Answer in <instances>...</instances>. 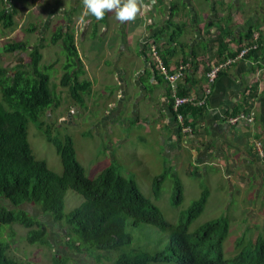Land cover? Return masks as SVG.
Segmentation results:
<instances>
[{
	"label": "trees",
	"instance_id": "1",
	"mask_svg": "<svg viewBox=\"0 0 264 264\" xmlns=\"http://www.w3.org/2000/svg\"><path fill=\"white\" fill-rule=\"evenodd\" d=\"M249 1L245 0L243 3ZM0 3L2 5L0 31H14L15 6L12 5V9L7 10L4 6L11 5V0H1ZM255 4V2L248 4V9H252ZM262 8L264 9V5ZM227 17L229 18L228 13ZM262 21L264 22V14L259 15V22ZM29 26L28 30L32 32L34 24ZM259 32V28L255 30L250 28L239 42L237 49L228 51L219 63L229 58L234 59L243 47L247 48L246 52L231 63V67L237 61L264 52V46H261L263 39ZM254 33H258L259 36L255 37ZM57 42L67 54L59 84L75 105L83 106V95L89 90L90 85L89 82L78 78L77 66L80 61L74 45L73 32L71 30L63 32L61 28H57L52 33L50 43ZM212 43H214L213 38L210 44ZM228 45L229 43L219 41L222 56L225 55L223 52ZM153 47L157 49L156 46ZM149 48L151 53L152 47ZM27 49L24 41L2 45V53L23 52ZM156 52L169 74L174 73L180 65L185 66L183 78L177 79L173 85L163 76L158 75L161 82H165L168 86L170 112L173 118L178 120V125L181 126L179 129L189 128L190 133L193 134L192 118L194 120L204 114L207 101L201 107L186 104L179 106L175 111L174 100L191 95L187 86L189 83L192 84L188 76L189 66L195 69L203 62L197 61L195 53H192L189 62L183 58L171 68L167 58L162 56L161 52ZM28 56L30 59L28 63L21 61L8 69L0 67V264H18L9 255V242L14 241V233L9 232L7 237H4V229L1 231L3 225L13 223L21 225L27 230L25 240L30 245L35 243L49 245L48 227L44 226L38 217L22 209L21 206L24 204L37 207L39 213L48 217L53 227H62L65 230L63 246L70 251V255L63 256L65 261L67 259L64 264H84L83 257L90 258L89 260L92 259L95 263L104 257L99 251L118 252L113 264H264V234H261L262 229L255 223L251 227L249 224L242 228V234H238L235 238V250L231 254L224 252V240L230 233V227L225 219L205 222L193 233L188 231L189 224L206 205L208 190L202 191L200 197L193 201L186 211L187 218L184 222L172 225L164 219L159 208L142 195L133 178L118 174L114 162L109 163L96 177L86 176L84 168L76 160L71 138L69 136L58 138L57 131L55 136L52 135L49 124L44 123L45 113L59 106L60 96L51 88L45 70L40 69L41 53L37 45L28 49ZM152 62L157 71L155 61ZM227 69L228 67L224 71ZM205 81L207 82L206 79ZM252 93L253 90H250L248 96H252ZM246 114L245 109L236 106L233 112L224 115L223 118L228 124L235 125L243 121L242 118ZM234 118L238 120L231 123L230 120ZM28 122L34 123L42 130L46 140L54 145L63 168L60 175L49 170L43 161L34 158L27 140ZM254 143L261 146L258 140ZM222 149H225L224 157L229 158L230 149L226 145ZM252 151L256 153L253 147ZM186 160L187 158L182 159L177 166H182V162ZM239 164L243 169V164L246 163L241 161ZM169 169L170 167L166 165L162 175L155 177L154 186L162 181ZM194 170V167L193 169L187 167L190 174ZM206 170L211 172L219 169L209 165ZM172 173L175 175L174 172ZM228 173L235 175L236 172L228 171ZM239 175L241 180L246 181V172ZM261 177L264 179V175L261 174H254L253 177L248 175L246 182L255 186L252 182L258 178V182L261 181L264 187ZM68 190L82 196L83 201L65 213L64 197ZM175 202L177 203L178 200ZM254 226L257 227L254 229ZM145 227L147 230H156L159 235L153 246L154 250L149 252L134 246L126 247L133 241L132 230H143ZM254 232L256 237L252 239L250 234ZM61 258L57 255L51 256L52 261H59ZM85 264L92 263L89 261Z\"/></svg>",
	"mask_w": 264,
	"mask_h": 264
},
{
	"label": "crops",
	"instance_id": "2",
	"mask_svg": "<svg viewBox=\"0 0 264 264\" xmlns=\"http://www.w3.org/2000/svg\"><path fill=\"white\" fill-rule=\"evenodd\" d=\"M196 1L141 0L146 7H142L132 22H118L114 13L109 12L99 21L87 17L85 25L78 22L83 10L82 0H55L47 6L55 15L61 10V17H65L66 30L73 32L80 61L78 78L90 85L83 95V106H78L92 115L102 105L105 117L91 122L95 124L94 128L98 129L100 122L108 125L113 121L115 129L121 128V133H117L112 140L125 142L124 131L142 127L144 134L154 140L156 153L164 166L167 165L165 162H169L176 171H180L181 166L177 165L182 159L189 158L193 167L202 173H207L209 165L219 169L213 171L222 173L228 163L230 168L227 171L236 172L238 183L244 187L247 182L241 180L238 174L241 161L246 163L243 169L247 175L253 177L256 171L264 175V52L237 61L215 79L208 87L210 94L204 114L194 120L192 118V134L179 129L178 120L171 115L168 86L161 82L149 58V47L156 45L171 68L183 58L189 62L192 53H195V59L203 63L195 69L189 66L188 76L192 84L187 86L189 93L198 96L207 86L204 70L219 63L228 51L236 50L250 28H259L263 39L261 46H264V22H259V15L264 14V9L247 8L242 12L243 20L239 19L241 23H238L233 19L239 18L237 13L240 10L225 20L223 9L221 12L214 8V0H204L206 8L198 6ZM68 10H71L70 13L65 14ZM74 16H77V22L72 23ZM212 38L214 43L210 44ZM219 41L229 43L223 56ZM84 46L81 51L80 47ZM86 50L91 51V55ZM101 81L104 82L102 94ZM250 90L254 92L252 96H248ZM154 91L155 99L151 97ZM97 96H101L102 104H97ZM142 99L144 107H141ZM236 106L245 109L247 114L243 121L228 124L223 117L233 112ZM127 116L133 119L128 120ZM143 139L138 136L136 140ZM256 140L261 143V155L252 151ZM224 145L230 149L229 158L224 157ZM248 161H255L257 165L250 166Z\"/></svg>",
	"mask_w": 264,
	"mask_h": 264
},
{
	"label": "rangeland",
	"instance_id": "3",
	"mask_svg": "<svg viewBox=\"0 0 264 264\" xmlns=\"http://www.w3.org/2000/svg\"><path fill=\"white\" fill-rule=\"evenodd\" d=\"M53 1L55 0H11V5L4 6L7 10L12 9V5L15 6L16 15H14V20L16 27L14 31H0V67L8 69L21 61L28 63L30 60L28 49L30 50L37 45L41 53L40 69L45 70L49 76L51 88L60 96L59 106L51 108L45 113L43 117L44 123L49 124L52 135L55 136V131H57L56 137L69 136L71 138L76 160L84 168L86 176L94 178L109 163L114 162L118 174L133 178L142 195L151 200L159 208L164 219L172 225L184 222L187 218V209L194 200L200 197L202 191L208 190L209 196L206 205L203 211L189 224L188 231L193 233L205 222L225 219L230 227V233L227 239L224 240V252L229 254L235 250V238L238 234H242L243 227L249 224L251 227L255 223L262 229L261 231L263 232L261 234H264V187H262L261 181L258 182V178L252 182L255 186L247 184L242 187L238 183L236 176L228 173L227 169L229 170L230 168L228 163H226L227 169H223L222 173L215 171L202 173L201 170L195 169L190 174L187 171V167L190 166L193 169V165L187 159L182 162L180 171H176L172 163L165 162L170 167L169 172L163 177L162 181L157 182L154 186L155 177L162 175L166 166H164L160 156L156 153L154 140L144 134L142 127L137 126L124 131V136L127 138L125 142L112 140V137L117 133H121V128L117 127L115 129L113 121L108 125L100 122L98 129L93 127L95 124L91 122L101 121L105 117L101 110L102 105L90 115L82 110L81 107L75 105L59 84L60 76L64 72L67 54L60 43L51 44L50 40L52 33L57 29L56 27L59 28L63 25L62 29L67 30L64 22L65 17H61V10L55 15L50 6H47V3L51 4ZM243 2L245 0H214L212 4L219 11L223 9L225 20L228 18L225 13L232 16V14L236 15L240 10L237 13L240 14L239 18L234 17L233 20L241 23L240 20L244 18L242 12L247 11L248 8L243 5ZM252 2L256 3L254 7L257 8H262L264 5V0H250L246 4L248 5ZM195 3L198 6H202V8H206L204 0H197ZM70 11H66L65 14H69ZM65 16L67 17V15ZM71 20L73 23L77 20V16H74ZM30 24H34L32 32L28 30ZM16 41L26 42L28 49L23 52L2 53V45ZM42 44L44 45L43 48ZM84 49L85 46L84 48L80 47L81 51ZM96 50L102 54L101 51ZM155 51L160 52L158 47ZM86 52L91 55V51L86 50ZM149 58L153 61L151 53H149ZM103 84L104 82L101 81L100 94L104 93ZM209 94L210 91L200 96L193 95L191 96L192 102L196 104L200 99H204L206 102ZM151 97L153 99L156 98L155 91L152 92ZM96 102L97 104L103 103L101 96L96 97ZM141 102V107H144V99ZM103 106L105 107L106 105L104 104ZM126 119L132 120L133 118L132 116H127ZM138 136L143 137V141L136 140ZM27 140L34 158L43 161L49 170L60 175L63 168L54 145L46 140L43 131L38 129L32 122L27 124ZM252 146L261 155L260 145L252 144ZM249 165H257V163L254 161L250 162ZM244 172L241 169L238 170V174H243ZM254 174L259 173L256 171ZM247 178L248 175L245 176L246 181H248ZM175 200H178V202L176 203ZM82 201V196L68 190L64 197V212L68 213ZM21 208L38 217L44 223V226L48 227L50 231L47 235L49 245H40L39 243L30 245L25 240L27 230L21 225L16 223L3 225L1 231L4 229V237H7L9 232L14 233V241L9 242V255L18 264H64L65 258L63 256L70 255V251L63 246L65 230L62 227H53L48 217L39 213L37 207L33 205L24 204ZM256 227L254 226V229ZM129 232H131V229H129ZM132 234L133 241L126 247L133 248L134 246L142 250L146 249L149 252L154 250L153 246H155L159 237L156 230H147V227H145L143 230L133 229ZM250 236L254 239L256 237L255 232L251 233ZM99 254L104 256L100 258V261L94 263L92 259L89 260L90 258L86 259V257H83L84 264L89 261L92 264H113V260L118 256V252L99 251ZM52 255L62 258L59 261H52ZM65 262H67V259Z\"/></svg>",
	"mask_w": 264,
	"mask_h": 264
},
{
	"label": "clouds",
	"instance_id": "4",
	"mask_svg": "<svg viewBox=\"0 0 264 264\" xmlns=\"http://www.w3.org/2000/svg\"><path fill=\"white\" fill-rule=\"evenodd\" d=\"M82 5H83V10H82L81 16L79 17V20H78V22L81 25H85L87 23V20H86L87 17H94L97 21H99V20H102L105 17V14L109 13V12L114 13V18L118 22H121V23L132 22L136 19L137 15L140 13L142 7H146V5L142 4L141 0H82ZM257 36H258V33L255 34V37H257ZM223 62H220L214 66L222 64ZM214 66H212L211 68H213ZM229 66L230 65L225 66L224 69H226ZM211 68H209L204 74L206 80H207L206 73ZM224 69H222L216 75V78L220 74H222ZM215 79H214V81H215ZM206 84H207V86L204 88H207L211 85V84H209L208 81L206 82ZM203 90L201 92L202 94H203ZM193 95L194 94H191V95L186 96V97H191ZM253 144H257V143H253ZM261 151H262V148H261Z\"/></svg>",
	"mask_w": 264,
	"mask_h": 264
},
{
	"label": "built area",
	"instance_id": "5",
	"mask_svg": "<svg viewBox=\"0 0 264 264\" xmlns=\"http://www.w3.org/2000/svg\"><path fill=\"white\" fill-rule=\"evenodd\" d=\"M152 52H151V55L153 57V60L155 61V65H156V68H157V71H158V74L160 76H163L164 79L168 82V83H171L172 85L174 84V82L177 80V79H182L183 76H184V69H185V66L183 65H180L177 70H175L174 73L172 74H169L166 70V68L164 67L161 59L159 58L157 52L155 51V48L152 47ZM247 48L246 47H243L241 49V51L239 52L238 56H236L234 59H227L225 60L222 64H219L217 66H214L213 68H211L207 73H206V77H207V81L209 82V84L211 82L214 81V79L216 78V75L222 70L224 69L225 66H228L230 65L231 63L235 62L236 59L238 58H241L244 53L246 52ZM209 92V88H204L203 90V94L205 93H208ZM185 104H191V105H199V106H204L205 105V101L204 99H200L195 103L192 102V99L191 97H181V98H176L174 100V109L176 111V108L179 107L180 105H185ZM181 117L179 116V119ZM238 120V118H234V119H231L230 122L231 123H235L236 121ZM184 132H190V129L189 128H183L182 129ZM257 145L259 146V144L257 143Z\"/></svg>",
	"mask_w": 264,
	"mask_h": 264
}]
</instances>
